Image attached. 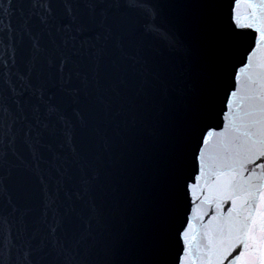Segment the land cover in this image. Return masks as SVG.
<instances>
[{"label":"water","instance_id":"obj_1","mask_svg":"<svg viewBox=\"0 0 264 264\" xmlns=\"http://www.w3.org/2000/svg\"><path fill=\"white\" fill-rule=\"evenodd\" d=\"M33 3L0 26V264L59 224L78 264H249L264 0Z\"/></svg>","mask_w":264,"mask_h":264},{"label":"snow or ice","instance_id":"obj_2","mask_svg":"<svg viewBox=\"0 0 264 264\" xmlns=\"http://www.w3.org/2000/svg\"><path fill=\"white\" fill-rule=\"evenodd\" d=\"M245 2L251 3L252 0H245ZM14 0H0V26H3L5 20H8V27L11 25V15L13 12ZM33 3V0H32ZM34 5V3H33ZM259 16V12L256 13ZM2 30V28H0ZM50 112L55 111L54 108H49ZM60 121L65 122V118L61 115L58 117ZM71 127L70 125L68 126ZM55 131V129L53 130ZM68 138L70 142H72V133L71 131L68 133ZM15 141L12 142L11 146L14 145ZM11 150L15 152V148L11 147ZM75 149L73 148V152ZM6 155L5 151L3 155H0V169H2L4 156ZM32 156L35 158L37 156V152H33ZM42 179V178H41ZM0 186H2V191H0V198L3 197V175H0ZM10 203V201H9ZM0 208H3L2 202H0ZM17 209L16 205L11 206V210L15 211ZM25 213H27V209H23ZM60 224L50 230L46 234V237L41 241V245L36 246L33 250L37 255L41 256L40 264H78L76 260V244L73 243L71 246L67 245L63 238L57 235V230ZM30 259L24 261L23 264H36L34 260L31 259L32 253H29ZM259 260L260 264H264V248L260 246V242L257 241L256 247H249V264H255V261Z\"/></svg>","mask_w":264,"mask_h":264}]
</instances>
